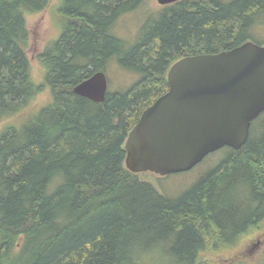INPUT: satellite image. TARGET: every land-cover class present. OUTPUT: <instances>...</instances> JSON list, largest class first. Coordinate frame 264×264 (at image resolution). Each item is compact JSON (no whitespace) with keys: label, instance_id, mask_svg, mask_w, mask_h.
<instances>
[{"label":"trees","instance_id":"trees-1","mask_svg":"<svg viewBox=\"0 0 264 264\" xmlns=\"http://www.w3.org/2000/svg\"><path fill=\"white\" fill-rule=\"evenodd\" d=\"M144 1L59 0L61 34L40 53L37 81L27 16L50 0H0V122L51 91L0 131V264H218L207 256L264 221V112L245 145L224 147L180 196L125 162L128 134L169 89L170 66L251 40L264 0H179L130 42L116 25ZM112 60L138 74L130 87L100 103L74 92Z\"/></svg>","mask_w":264,"mask_h":264},{"label":"water","instance_id":"water-1","mask_svg":"<svg viewBox=\"0 0 264 264\" xmlns=\"http://www.w3.org/2000/svg\"><path fill=\"white\" fill-rule=\"evenodd\" d=\"M179 0H158L168 5ZM169 89L142 113L125 142L132 172L159 175L192 169L224 147L241 149L264 112V45L248 40L231 49L187 55L167 74ZM109 91L99 70L74 92L103 102Z\"/></svg>","mask_w":264,"mask_h":264},{"label":"rangeland","instance_id":"rangeland-1","mask_svg":"<svg viewBox=\"0 0 264 264\" xmlns=\"http://www.w3.org/2000/svg\"><path fill=\"white\" fill-rule=\"evenodd\" d=\"M59 0H50L49 6L40 12L29 14L27 24L30 30L29 55L31 58L34 78L40 80L39 55L48 45L54 42L61 34L56 6ZM165 6L158 0H145L135 11L124 14L116 25V32L123 38L134 42L141 36L144 26L151 17H157ZM252 41L264 45V18L253 30L250 38ZM109 90H124L138 79V74L122 69L112 60L107 68ZM51 99V91L45 87L32 101L30 106L19 115H15L0 122V131L8 122L18 123L29 112L38 110ZM228 148H222L207 155L200 163L192 169L159 175L151 171L142 172L141 179L151 183L161 194L177 197L191 188L203 175L209 172L221 158ZM208 259L217 260L218 264H264V221L260 227L251 228L238 244L221 251L215 256L208 255Z\"/></svg>","mask_w":264,"mask_h":264}]
</instances>
